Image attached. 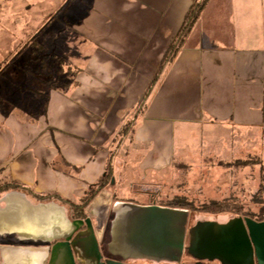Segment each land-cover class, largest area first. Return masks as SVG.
<instances>
[{"label":"crops","instance_id":"0c3cea01","mask_svg":"<svg viewBox=\"0 0 264 264\" xmlns=\"http://www.w3.org/2000/svg\"><path fill=\"white\" fill-rule=\"evenodd\" d=\"M60 1L0 5V79L8 97L0 98V186L16 182L79 201L112 171L111 183L88 207L103 242L110 240L117 200L159 204L179 195L197 200L190 191L166 185L175 169L192 172L196 160L203 177L212 152L219 156L212 162L218 187L232 194L223 199L235 198L234 187L242 181H234L230 164L246 160L244 151L264 154V0H208L165 66V54L195 0H78L81 12L64 3L72 6H66L64 25L52 16ZM35 32L44 49L25 47ZM19 51L18 71L4 70ZM48 79L55 84L48 86ZM26 88L47 97L24 94ZM226 153H236V159ZM24 192L33 202L60 203ZM203 215L220 223L232 217ZM14 238L4 242L18 243Z\"/></svg>","mask_w":264,"mask_h":264},{"label":"water","instance_id":"95a60500","mask_svg":"<svg viewBox=\"0 0 264 264\" xmlns=\"http://www.w3.org/2000/svg\"><path fill=\"white\" fill-rule=\"evenodd\" d=\"M112 212L105 248L113 257H104L91 216L72 218L63 204L9 190L0 197V264H264V220L192 223L189 208L126 200ZM12 234L18 243H5Z\"/></svg>","mask_w":264,"mask_h":264},{"label":"trees","instance_id":"16d2710c","mask_svg":"<svg viewBox=\"0 0 264 264\" xmlns=\"http://www.w3.org/2000/svg\"><path fill=\"white\" fill-rule=\"evenodd\" d=\"M207 1L208 0H195V2L192 4L190 10L188 11V13L186 15V19H185L181 29L177 33L175 40L172 42L167 53L165 54V57L163 59V66L167 65L168 63H171L176 58V56L179 53V50H180L183 42L185 41L187 35L189 34V32L193 29V27L195 26V24L199 20L201 13H202ZM64 3H68V0H66L62 4H64ZM62 7L63 6H61L52 16L55 19L58 18L59 22H62L64 25L67 22V20L65 19L66 18L65 10H64V12H61ZM28 46L31 47L32 49H34V48L44 49V46L41 45V43L36 40V32L31 36L29 41L26 42L25 47H28ZM25 47H23V50ZM21 51H22V49H21ZM19 53H20V51L17 52V54L15 53V56L13 58H11L10 60H7L5 62V65H13L15 70H17L19 68V66L17 65V62L15 61V58ZM32 59L33 58L30 59V65L34 64V60H32ZM37 59L38 58H36V60ZM39 59L37 61H40ZM14 62H16V64ZM31 67H32V65H31ZM43 68L47 69V67H43ZM0 71H1L0 72V77H1L2 72H3L2 66L0 67ZM32 71H33V69L31 68V69H29L28 72L33 73ZM48 75H49V73H48ZM158 75H160V73L157 74V78H155L153 80L152 85H154V83L157 81ZM49 78H50V75H49ZM46 82H47L48 86L55 84L54 82L52 83L51 79H48ZM14 83L16 86L17 85L20 86V81H16ZM1 85H2V82L0 79V98L8 100V97L6 96L4 91H2ZM151 90H152V86L147 91L146 97L150 94ZM23 93L24 94L30 93V95L32 94L31 97L33 95L42 96L43 97L42 99H46V97H47V93L45 91L35 89V88H26V90L24 89ZM0 104L2 105V103H0ZM44 106L46 107V105H44ZM256 162H258V159H255V161H252L250 159H248V160H236L233 164H230V166L233 165L234 168H241V167H246V166H252ZM111 179H112V171H109L105 175L101 176L97 180V182H95L94 184H91L79 201H72V200L66 199V198L60 196L58 193L41 194L39 192L34 191L33 189L29 188L28 186H26L24 184H20V183H16V182H9V183H6V184L0 186V191H8L10 189H18V190L27 191L39 199H44V198L55 199V200L59 201L60 203L65 204L67 206V208L69 209L71 216L73 218H86V217H88L89 205L103 191V189H105L111 183ZM234 199L235 198H227V199H223V200L210 201L209 203H203L201 205H195L192 202V200L189 199L188 196L179 195V196L173 197L170 200H163L162 199V200H157V202L159 204H162V205L189 208L192 211H197L201 214H206V215L227 214V213H231V212L241 214L242 212L240 213V211L243 207L242 206H235L232 203V201ZM243 214L249 215V216H251V217H253L259 221H262V220H264V207L261 208V210L258 213H251V212L246 213L245 212ZM108 230H109V228H108ZM108 237L110 238V236H108Z\"/></svg>","mask_w":264,"mask_h":264},{"label":"rangeland","instance_id":"374dc122","mask_svg":"<svg viewBox=\"0 0 264 264\" xmlns=\"http://www.w3.org/2000/svg\"><path fill=\"white\" fill-rule=\"evenodd\" d=\"M14 1H16V0H0V5H6V4L12 3ZM65 1L66 0H61L60 2L63 3ZM68 2L72 3V6L74 8L76 7V9L79 6V4H77L78 0H68ZM70 5L71 4H59L57 7V10L61 6H63L61 9V12H64L65 8H67L66 6L72 7ZM78 10L80 12L82 11V9L79 7H78ZM55 12H53L52 15ZM76 18H80V16L77 15ZM56 20L59 22L58 18H56ZM60 23H59V26H61ZM19 49L23 50V48H19ZM19 49H17V50H19ZM14 56L15 55L13 54V56H11L9 58V60L11 58H13ZM18 60H20V56L17 55L15 58V61L17 62ZM16 62H14V63L16 64ZM31 65L33 66V64H31ZM8 66H13V65H5L4 70ZM12 81L16 82V81H20V80L18 79L17 75H12ZM245 153L246 152L244 151V153H243L244 155L242 154L243 159H246V160L250 159L252 161H255V159H258V162H256L252 166H248L247 168L241 167V168H238L237 170H234L235 168L233 169V171L235 173L234 181L241 180L242 183H240L239 185H235L234 190H235L236 197L232 201V203L235 206H242L243 208L240 211V213L242 212L241 214H237L235 212L227 213L228 215H232V217L236 216V215H244L243 213H245V212L246 213H248V212L258 213L261 210V208L264 207V154L261 153V155H259V156H251L252 154L247 155ZM190 155H192V154H189V156ZM225 155L229 159H236V158H233V157H236V156H234V155H236V153H233V154L226 153ZM209 156H214L212 158V162L216 161V158H219V156L215 155V153H213V152L210 153ZM212 162H211V168L210 169L203 167V173H204L203 177L200 175L201 174L200 173L201 166L199 165V160H196V162H195L196 168L192 172L187 171L186 169H183V168L182 169H175V172L172 176V183L167 184L166 187L169 190L174 191V192L179 191L180 193H185V192L189 193V191H190L189 194L195 196V198L197 199V200H195V199L192 200V202L195 205H201L203 203H209L210 201H214L215 199H223V197L228 196V195L232 196V194L230 192H228L225 187L224 188H223V186H222V188L218 187L217 182H219V179L214 174V171L216 168L212 167V165H214ZM206 165L209 166L210 161H207ZM242 169H244V171ZM197 174H198V176H197ZM244 175H245V178L247 177V179L244 178ZM0 180H1V177H0ZM221 180H223V179H221ZM138 185L140 186L141 184L138 183ZM127 186L132 187L131 184H127ZM119 193H120V191L118 192V194ZM130 194H132V193H130ZM122 195H123L122 197H124V198L130 197V196L125 195V194H122ZM164 200H166V199H164ZM142 201L146 202L145 199ZM199 216L202 217L204 215L197 212V211L191 210V222ZM14 240H16V238H14Z\"/></svg>","mask_w":264,"mask_h":264},{"label":"flooded vegetation","instance_id":"af4514ba","mask_svg":"<svg viewBox=\"0 0 264 264\" xmlns=\"http://www.w3.org/2000/svg\"><path fill=\"white\" fill-rule=\"evenodd\" d=\"M203 220H206V219H204V218H202V217L197 218V221H203ZM95 229H96V234H97V228H95ZM97 237H98V236H97ZM107 242H108V241H106V240H104V242L99 240L100 247H101V251H102L104 257H113L112 255H110V254L106 251L105 245L107 244ZM104 243H105V244H104ZM114 257L117 258V259L120 258V257H118V256H114ZM138 262H139V261H138ZM153 263H154V264H166V262H160V263H158V262H155V261H153V262H151V261H147V262H145V263H143V264H153Z\"/></svg>","mask_w":264,"mask_h":264},{"label":"built area","instance_id":"2783aa9c","mask_svg":"<svg viewBox=\"0 0 264 264\" xmlns=\"http://www.w3.org/2000/svg\"><path fill=\"white\" fill-rule=\"evenodd\" d=\"M101 228H103V226Z\"/></svg>","mask_w":264,"mask_h":264}]
</instances>
